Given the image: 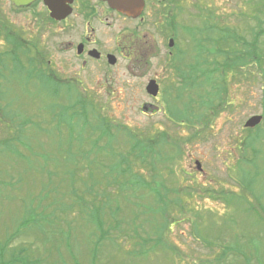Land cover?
I'll return each mask as SVG.
<instances>
[{"label":"rangeland","instance_id":"374dc122","mask_svg":"<svg viewBox=\"0 0 264 264\" xmlns=\"http://www.w3.org/2000/svg\"><path fill=\"white\" fill-rule=\"evenodd\" d=\"M208 2L200 0V9ZM212 3L225 12L201 16L200 29L205 19L250 42L263 0ZM190 18V12L183 14V23L192 25ZM181 45L187 52L185 40ZM252 64L236 75L229 70L225 82L219 69L211 84L203 81L187 91L175 90L179 79L171 71L162 76L167 92L163 89L160 102L171 100L184 113L191 98L190 113L200 115L199 106L208 111L193 130L185 128L184 117H175L176 123L167 119L164 102L153 114L146 76L132 79L121 74V66L108 88L112 95L105 87L101 95L55 96L47 90L49 82L8 73L0 99V137L8 139L0 144V264H264V59L258 68ZM97 83L84 85L93 89ZM217 88L226 93L214 94ZM206 91L219 104L215 114L199 96ZM255 116L260 122L246 126ZM157 133L169 138L159 145L175 152L173 176L153 162L159 173L166 172L164 188L177 189L169 195L138 178L152 185L159 180L138 166L134 145ZM176 139L177 150L170 144ZM127 162L131 170L123 175ZM177 197L184 205L180 210L178 202L161 209L163 199Z\"/></svg>","mask_w":264,"mask_h":264},{"label":"flooded vegetation","instance_id":"af4514ba","mask_svg":"<svg viewBox=\"0 0 264 264\" xmlns=\"http://www.w3.org/2000/svg\"><path fill=\"white\" fill-rule=\"evenodd\" d=\"M187 1L142 0L141 4L132 0L123 12L104 0H0V96L5 93L3 84L8 73L14 72L25 81L49 82L47 90L55 96L101 95L105 87V93L112 95L108 88L121 66L122 75L132 79L146 76L147 83H156L157 95L149 105L153 114L158 113V106L164 108L165 101L158 98L163 89L167 92L161 83L167 71L179 79L180 86L175 90L192 83L194 89L199 85L196 79L204 73L216 75L220 69L227 76L229 72L226 67L230 57L221 50L227 29H219L203 17L205 24L201 29L199 26L204 14L211 19V13L219 15L225 10L212 9V0L202 9L200 0ZM188 12L192 25L183 23V14ZM211 32L217 36L212 37ZM182 40L187 43V52ZM204 54H211V59ZM186 55L189 57L184 59ZM219 59L224 68H220ZM94 80L100 83L93 89L85 88V82ZM3 108L8 111L7 106ZM198 171H202L200 164Z\"/></svg>","mask_w":264,"mask_h":264},{"label":"trees","instance_id":"16d2710c","mask_svg":"<svg viewBox=\"0 0 264 264\" xmlns=\"http://www.w3.org/2000/svg\"><path fill=\"white\" fill-rule=\"evenodd\" d=\"M259 4H256V6ZM262 10H259L258 8V15L259 12L261 13L260 17H257V19L255 20V29L252 28L251 31L253 33V29H254V36L252 37L251 41L246 43L241 34H238L236 32L230 31L228 34H226V38L222 35V44L223 48L221 49L222 52L226 53L229 55L230 57V65L228 67H226V71L228 70H233L234 74H239V72H242L246 66L250 67V65L253 63L256 68H258L259 64H261V61L263 58L262 56V46H264V28H261V25L264 24V0L262 3ZM230 41V42H229ZM229 43H232V46L229 45ZM236 44V46H235ZM240 47V48H237ZM230 49V51H229ZM252 64V65H253ZM224 66V64H223ZM222 66V68H224ZM254 66V67H255ZM224 72V70H222V73ZM234 74L232 75V77L234 78ZM206 75V77H205ZM212 76L214 77V75L212 74V72L209 73H204L203 74V80L201 82H199L198 84H203L204 82L207 84H211L212 83ZM223 79L221 80L222 82H225V76L222 74ZM205 79V80H204ZM204 81V82H203ZM193 85L192 84H187L184 86V88H186L187 86L189 88H191ZM188 90V89H185ZM216 93L214 94H219L220 92H223L224 94L226 93L225 90H223L222 88H217L216 89ZM212 91H206L205 94L203 95H199L202 97V99H206L207 100V104H204L206 106H209L211 109L215 110L214 112H212V114H215L216 111V107H218L217 104H213L210 101V96L212 95ZM222 96V95H221ZM2 97L0 96V99ZM219 98V97H218ZM165 103H166V108H167V113H168V117L173 120L174 123L177 122V120H175V117H180V119H183L184 123L186 124L185 128H189L191 130H193V126L196 122L200 121L202 123H204L206 121V119L209 117L208 111H204L202 106H199V110L200 112H202L200 115H197L195 112H189V110L192 108L191 107V98L189 99V104H186L187 106H185V111L183 113V111H180V108H178L177 106L172 104L171 100H167L164 99ZM200 104H203V102H200ZM198 106V105H197ZM175 108V109H174ZM204 111V112H203ZM159 134V136L154 137V138H144L143 141L140 142H135L134 145H138V151H137V155H136V161H138V166L142 167L144 169H147L149 171H153L154 174L153 176L158 177L159 180L158 181H152V184L146 183V180L141 177L138 176V178L140 179V181L145 185V187L152 189H157L158 186L162 187L163 193L166 194H171V193H176L177 189H165L164 188V184H165V180L163 179L164 174H166V172H161L159 173L160 169L162 168L163 170H167V175L169 176H173L174 171L172 170V165L173 163H175V152L173 150V148H169L168 145H166L165 147L162 145V147L159 144L164 143L165 141L168 142L169 138L167 137V135H165L164 133H157V135ZM194 135H196L194 133ZM193 135V137H194ZM155 138H160L158 140V142L154 141ZM251 138V137H250ZM249 138V139H250ZM10 141V140H9ZM8 143V139L6 136L4 137H0V144H6ZM178 139L175 140L174 143H170L172 144L174 147L177 148L178 146ZM167 149V150H166ZM153 162H159L161 168L157 169L155 168V166H153ZM128 163V162H127ZM123 169V175H125V171L129 172V163H128V167L126 166H122ZM118 177L116 180V177H114L113 179V183H116V185H119L120 183L118 182ZM151 185V186H150ZM223 193L225 194L226 192L223 191ZM107 199L109 198L108 195H104ZM107 201V200H106ZM176 202H178L180 204V206L178 207ZM161 204V209H166L168 204H174V206H177V208L179 209L180 207L184 206L183 204L181 205V202L179 200V198L177 197V199H174L173 201H171L170 203H167L166 200L160 203ZM94 213L92 214L93 218H95L97 220L98 226L102 228V221L100 219V215L97 214V212L94 210ZM111 212V211H110ZM112 217V215H111ZM110 217V218H111ZM99 220V221H98ZM100 222V223H99ZM168 229V228H167ZM104 232V231H103ZM102 238H104V233L101 234ZM218 257L216 258V261H218ZM220 262V261H219Z\"/></svg>","mask_w":264,"mask_h":264},{"label":"water","instance_id":"95a60500","mask_svg":"<svg viewBox=\"0 0 264 264\" xmlns=\"http://www.w3.org/2000/svg\"><path fill=\"white\" fill-rule=\"evenodd\" d=\"M14 3H16V0H13ZM104 1H107L108 4L113 7V8H116L118 10H121L123 12H127V8H128V4L130 1L132 0H104ZM135 2L137 3H141L142 4V0H134ZM52 8V7H51ZM54 11H57V10H53ZM52 12V13H53ZM57 17V16H55ZM146 91L149 95L151 96H156L157 94V86L155 85V82L151 81L147 87H146ZM261 120V117L260 116H255V117H252L246 126H250V127H253L255 126L256 124H258ZM198 168H199V165H198Z\"/></svg>","mask_w":264,"mask_h":264}]
</instances>
